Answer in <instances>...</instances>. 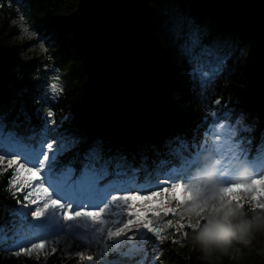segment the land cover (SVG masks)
Here are the masks:
<instances>
[{"label":"trees","instance_id":"16d2710c","mask_svg":"<svg viewBox=\"0 0 264 264\" xmlns=\"http://www.w3.org/2000/svg\"><path fill=\"white\" fill-rule=\"evenodd\" d=\"M170 14L185 30L190 23L207 30L203 43L217 38L230 46H221L225 59L206 78L200 49L187 56L164 41L161 25ZM17 17L42 41L41 58H23ZM226 110L258 125L247 132L257 140L247 151L261 169L247 181L263 179L264 0H0V136L46 148L41 160H29L0 146V264L76 263L50 254L62 230L36 234L29 226L31 184L14 190L19 175H38L46 164L51 177L104 171L105 192L127 181L144 193L191 181L199 173L190 160L201 153L203 163L210 161L202 145ZM78 137L74 148L54 149ZM254 199L222 219L187 225L150 250L143 242L121 262L264 264V196ZM117 258L104 262L122 264Z\"/></svg>","mask_w":264,"mask_h":264},{"label":"rangeland","instance_id":"374dc122","mask_svg":"<svg viewBox=\"0 0 264 264\" xmlns=\"http://www.w3.org/2000/svg\"><path fill=\"white\" fill-rule=\"evenodd\" d=\"M14 23L18 30L15 42L25 44L23 58H41L44 50L42 41L36 38L21 17H17ZM193 26L190 23L185 30L183 22L170 14L161 25L165 30L162 37L167 44L187 56L200 49L197 55L201 65L206 66L201 78H206L207 72L216 69L225 59L227 51L221 53V46L225 50L230 46L227 43L220 46L217 38L211 43H203L209 32ZM44 68L48 69V66L44 65ZM217 122L211 128L207 142L202 145L210 155L205 158L209 156L210 161L203 163L201 153L195 155L190 161L191 167L199 173L196 179H185L173 186L164 183L156 190L144 193L141 186L127 181L119 183L116 190L110 186L111 190L105 192L103 184L107 185L110 178L104 179V171L95 170L82 178L71 173L51 177V168H45L47 164L42 166L38 175H19L13 184L14 190L21 191L28 183L31 184L27 192L30 193V201L34 202L33 210L25 209V214L31 216L29 226L34 227L36 234L62 230L52 240V256L56 253L61 258H75V264H106L105 257L118 253L121 258L117 260L124 264L121 259L128 258L130 251L143 249L142 243H146L145 237L151 232L156 234L158 244L161 239L178 233L187 225L197 226L203 218L222 219L235 208L254 205L257 202L255 197L264 196V170L260 174L263 179L247 181L253 172L261 169V162L250 161L252 153L247 151V147L257 140L247 132L255 133L258 125L253 118L247 119L243 112L237 110L235 113L234 110H226L224 119ZM76 140L79 141L80 137L75 140L65 138L54 149L74 148L78 143ZM0 146L29 160L38 159L39 152L46 149L43 144L38 149H28L20 140L2 136ZM44 162L48 163L47 160ZM122 178L127 180L124 175ZM102 179L104 183L100 184ZM100 185L102 187L99 188ZM131 187L137 189L128 190ZM169 213L177 217L171 218ZM161 214L168 217L152 225V219ZM40 248L44 252L43 247Z\"/></svg>","mask_w":264,"mask_h":264},{"label":"water","instance_id":"95a60500","mask_svg":"<svg viewBox=\"0 0 264 264\" xmlns=\"http://www.w3.org/2000/svg\"><path fill=\"white\" fill-rule=\"evenodd\" d=\"M167 217H168V215H164V214H161L159 216H155L152 219L151 224L157 225V224L163 222ZM145 238H146L145 245H146L147 250H150L156 246L157 240H156V234L154 232L147 234Z\"/></svg>","mask_w":264,"mask_h":264},{"label":"bare ground","instance_id":"6f19581e","mask_svg":"<svg viewBox=\"0 0 264 264\" xmlns=\"http://www.w3.org/2000/svg\"><path fill=\"white\" fill-rule=\"evenodd\" d=\"M211 89V88H210Z\"/></svg>","mask_w":264,"mask_h":264}]
</instances>
